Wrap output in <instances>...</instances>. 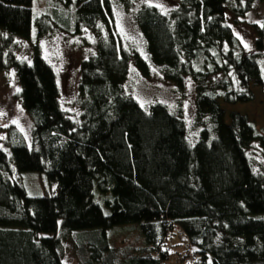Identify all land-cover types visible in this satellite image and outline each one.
Wrapping results in <instances>:
<instances>
[{"label": "trees", "instance_id": "obj_1", "mask_svg": "<svg viewBox=\"0 0 264 264\" xmlns=\"http://www.w3.org/2000/svg\"><path fill=\"white\" fill-rule=\"evenodd\" d=\"M32 2L0 0V74H16L32 121L29 139L18 141L10 126L11 157L0 144V264H65L62 236L127 224L140 226L143 245L77 242L79 264H264V130L220 101L253 102L252 87L264 94V27L250 24V51L235 30L254 0H180L166 13L144 5L136 14L151 63L181 88L186 76L195 82L194 144L165 104L143 108L124 92L131 60L147 76L152 66L124 47L114 0L63 2L78 29L100 37L79 69L81 114L65 110L50 63L38 51L31 63L16 54L18 40L31 38ZM51 22L43 15L41 32ZM27 171L57 181V191L30 196L20 181ZM95 187L109 194V213Z\"/></svg>", "mask_w": 264, "mask_h": 264}, {"label": "rangeland", "instance_id": "obj_2", "mask_svg": "<svg viewBox=\"0 0 264 264\" xmlns=\"http://www.w3.org/2000/svg\"><path fill=\"white\" fill-rule=\"evenodd\" d=\"M66 0H33V26L31 38L19 39L16 54L19 58L26 57L31 63L36 51L40 52L56 73L59 88V101L61 106L71 112L73 117L80 116L81 111L75 104L77 98V87L79 81V69L84 60L93 56L98 49L100 37L93 28H77L74 9L67 10L63 6ZM151 5H162L161 10L168 12L174 9L180 0H150ZM149 5L145 0H114V15L118 26V31L122 38L124 47L129 51H137L145 57L152 66V74L144 75L136 66L134 60L130 62L129 75L124 82V92L132 96L143 108H148L152 104H165L169 110L181 117L187 127V138L194 144L199 136L200 127L196 125V101L197 92L195 82L186 76L184 86L181 88L177 82L167 78L161 67L152 64L146 51L145 38L137 24L136 14L140 7ZM53 8L63 12L54 17ZM50 12L52 22L47 31L41 32L39 19ZM247 23L235 26L241 44H247V50H253L255 35L250 24L264 23V0H254L252 8L249 10ZM102 35L104 32L102 31ZM260 65L264 72V49L261 53ZM255 93V100L245 104L230 105L221 104L227 114L231 110H237L248 114L254 120L257 128L264 130V94L261 88L252 87ZM19 89V91H17ZM21 86L18 77L11 70L6 75L0 74V144L11 157V146L14 138L8 140V131L13 125L17 140L29 139L32 129V121L20 101ZM16 121V123H13ZM8 140V142H7ZM6 146V147H5ZM251 159L256 168L260 167L261 156L257 153L251 154ZM20 181L25 185L30 196H43L47 193H55L58 185L57 181L49 180L45 174L34 171H27L20 174ZM95 187L94 200L98 202L105 213L110 209L106 204L109 194H101ZM63 244L66 247L64 263L79 264L77 259L76 243L81 246L91 247L92 244L106 239L113 247L132 246L139 247L144 244V237L138 224L118 225L106 230H88L80 234H66L62 236ZM177 239L174 238V241ZM183 240V238H180ZM79 245V246H80Z\"/></svg>", "mask_w": 264, "mask_h": 264}, {"label": "snow or ice", "instance_id": "obj_3", "mask_svg": "<svg viewBox=\"0 0 264 264\" xmlns=\"http://www.w3.org/2000/svg\"><path fill=\"white\" fill-rule=\"evenodd\" d=\"M145 2L149 3V6H152L150 0H145ZM155 7L162 8V5L156 4ZM256 23H260V22L257 21ZM261 26L264 27V24H261ZM245 47H247V44H245ZM17 91H19V89H17ZM13 123H16V121H13Z\"/></svg>", "mask_w": 264, "mask_h": 264}]
</instances>
